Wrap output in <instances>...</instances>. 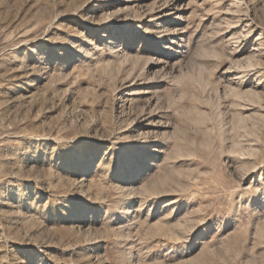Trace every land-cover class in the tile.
<instances>
[{
  "label": "rangeland",
  "instance_id": "rangeland-1",
  "mask_svg": "<svg viewBox=\"0 0 264 264\" xmlns=\"http://www.w3.org/2000/svg\"><path fill=\"white\" fill-rule=\"evenodd\" d=\"M0 264H264V0H0Z\"/></svg>",
  "mask_w": 264,
  "mask_h": 264
}]
</instances>
